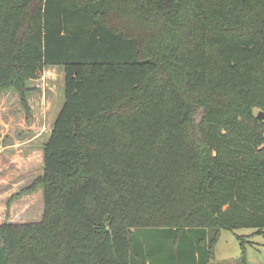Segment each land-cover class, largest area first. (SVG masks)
Masks as SVG:
<instances>
[{
    "label": "trees",
    "instance_id": "obj_1",
    "mask_svg": "<svg viewBox=\"0 0 264 264\" xmlns=\"http://www.w3.org/2000/svg\"><path fill=\"white\" fill-rule=\"evenodd\" d=\"M50 66L43 172L11 196L43 213L0 224V264H209L220 229L264 232V0H0V89L29 115Z\"/></svg>",
    "mask_w": 264,
    "mask_h": 264
},
{
    "label": "rangeland",
    "instance_id": "obj_2",
    "mask_svg": "<svg viewBox=\"0 0 264 264\" xmlns=\"http://www.w3.org/2000/svg\"><path fill=\"white\" fill-rule=\"evenodd\" d=\"M62 71L60 66L46 67L28 82L32 88L27 95L29 115L18 93L0 89V222L19 224L42 216L40 185L23 197L11 196L43 172L42 146L62 104ZM241 256L246 264H264V232L251 227L220 229L209 264H240Z\"/></svg>",
    "mask_w": 264,
    "mask_h": 264
},
{
    "label": "water",
    "instance_id": "obj_3",
    "mask_svg": "<svg viewBox=\"0 0 264 264\" xmlns=\"http://www.w3.org/2000/svg\"><path fill=\"white\" fill-rule=\"evenodd\" d=\"M256 116L259 118V119H263L264 120V111L263 110H259L256 114Z\"/></svg>",
    "mask_w": 264,
    "mask_h": 264
},
{
    "label": "crops",
    "instance_id": "obj_4",
    "mask_svg": "<svg viewBox=\"0 0 264 264\" xmlns=\"http://www.w3.org/2000/svg\"><path fill=\"white\" fill-rule=\"evenodd\" d=\"M22 197H23V195H22ZM3 222H0V224H2ZM7 223H11V222H7Z\"/></svg>",
    "mask_w": 264,
    "mask_h": 264
}]
</instances>
